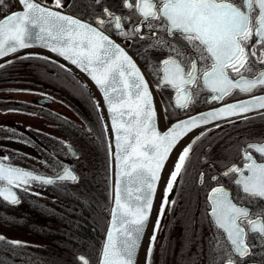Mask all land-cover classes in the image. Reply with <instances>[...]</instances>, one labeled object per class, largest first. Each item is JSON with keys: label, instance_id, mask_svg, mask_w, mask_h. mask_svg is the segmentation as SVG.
Segmentation results:
<instances>
[{"label": "snow or ice", "instance_id": "6c2138e0", "mask_svg": "<svg viewBox=\"0 0 264 264\" xmlns=\"http://www.w3.org/2000/svg\"><path fill=\"white\" fill-rule=\"evenodd\" d=\"M18 2L22 11L0 14V58L37 46L49 49L89 74L103 92L110 113L111 125H103L105 133L111 127L116 134L115 143L107 145L109 164L115 161L121 171L113 185L110 229L96 264H135L160 171L177 142L196 129L200 131L183 148L170 174L167 193H173L194 162L207 165L199 171L197 183L210 190L204 211L199 218L193 214L192 220L201 229L206 222L214 233L208 238L207 264H246L253 259L264 264V132L256 135L250 130L238 136L236 144L221 145L228 153L226 159L211 158L210 162L209 157L215 143L209 133L223 129L225 123L235 127L237 120H264V0H119L124 9L120 14L104 5V0H80L79 5L72 0H52V6L44 0ZM70 5L80 6L82 15L62 11ZM6 7L5 0H0V9ZM112 34L129 41L150 40L149 49L165 53L159 61L146 57L151 74L159 80L152 88L173 90L169 107L184 110L185 118L163 134L156 130L151 81L126 48L110 38ZM59 67L71 71L64 64ZM202 93H207L205 102L218 106L188 115ZM87 131L91 133L90 128ZM68 152L76 155L70 146ZM234 159L239 162L230 163ZM9 160L7 155L0 156V199L10 206L21 204L18 192L42 195L33 184L60 187L79 179L69 167L45 176ZM175 203L165 195L161 216L166 206ZM253 207L258 209L254 217ZM155 228L159 230V220ZM219 234L227 248L220 244ZM250 235L255 238L251 245ZM156 240L154 232L153 247ZM0 242L13 249L27 245L2 234ZM203 258L201 248L193 264ZM77 261L90 264L83 255Z\"/></svg>", "mask_w": 264, "mask_h": 264}, {"label": "flooded vegetation", "instance_id": "af4514ba", "mask_svg": "<svg viewBox=\"0 0 264 264\" xmlns=\"http://www.w3.org/2000/svg\"><path fill=\"white\" fill-rule=\"evenodd\" d=\"M44 2L52 5V0H44ZM5 3L7 7L0 9V14L13 6V0H5ZM79 3L80 0H72L73 5H79ZM104 5L112 8L117 14L124 11L119 6V0H104ZM63 10L76 15H82L80 6L70 5L63 8ZM129 26L131 27V25ZM144 31H147V29ZM111 36L127 47L134 55L148 74L153 85H159L157 77L151 74L152 69L149 63L146 62V57L150 61H159L164 57L165 53L149 49L148 44L151 42L150 40L133 38L129 41L115 34ZM26 55H30L33 58L23 59L22 57ZM44 57L49 59H44ZM9 60L12 62L9 63ZM4 61L6 64L0 67V114H12L14 117L0 118V156H3L1 154L8 153L9 157L13 156L9 160L13 165L45 174L54 175L55 172L61 171L65 166H69L74 170L71 160L67 157L63 159L64 161H61L60 168H56V166L53 168L52 166L55 163L54 157L60 151H65L69 156L75 157L77 152L70 145L69 138L82 136L85 125L90 124L96 136L95 145L101 149L104 159L103 165L107 168L109 181V157L102 118L94 99L79 77L72 70L69 73L61 69L59 65L62 63L59 60L37 51H23ZM155 89L167 121L185 115L184 110L169 107L170 102L174 99L173 90L168 87L163 89L157 87ZM23 91L33 94V96L25 98L14 95L15 93L21 94ZM86 95L89 96L87 97ZM206 96L207 93L201 94L199 102L191 112L217 104V102H205ZM166 109L167 111H165ZM248 115L252 116L254 114ZM97 122L100 123V126ZM250 130L254 131L256 135L264 132V120H261L259 117L248 123L237 120L235 127L225 123L223 129H216L212 133H209V136L215 141L209 153L210 162L211 158L226 159L228 153H225L221 145L227 148L230 144H236V138L247 135ZM100 132L104 135L106 157L102 153L104 142L102 143ZM194 136L181 148L163 184L146 241L144 264H193L195 254L201 248H203L204 258L198 260L196 264H207L209 255L208 238L213 236L214 233L206 222L202 229L199 223L192 224V220L194 219L193 214H195V218H199L204 211L203 205L207 192L210 190V188H205L197 183L199 171L206 168L207 165L194 162L193 167L189 169V174L185 175L183 180L175 186L173 193H167V183L171 172L175 170L178 157ZM203 143H208V141L204 140ZM69 146L75 151L76 155L68 152L67 147ZM236 155L238 156V153ZM27 159L38 165H47L52 170L47 173V171L41 170L40 167L28 164L26 162ZM238 162V159L230 161V163ZM216 167L218 170L220 169L219 164ZM223 182L225 184L228 183L227 179ZM47 187L50 186L41 188L37 184H33V188L36 191H43L44 193L49 191ZM18 195L21 198L27 194L18 192ZM165 195H168L170 200H175L176 203L166 206L164 208V215L161 216L162 201ZM261 208L264 209V204H261ZM251 211L254 217L258 209L253 207ZM158 220L160 228L156 230L155 225ZM154 232L157 240L153 247L151 237ZM200 233H202V236ZM219 235L220 244L224 248H227L228 245L223 239L222 234ZM254 239L251 235L248 237L250 245ZM215 245L216 241L213 240L212 246L215 247ZM150 247H153L151 257L148 256ZM88 253L76 252L74 259H69V261H73V264H78L77 255L80 254L87 257L90 260V264H94L91 255ZM52 261V258H38L33 264H50ZM246 264H261V260H248Z\"/></svg>", "mask_w": 264, "mask_h": 264}, {"label": "trees", "instance_id": "16d2710c", "mask_svg": "<svg viewBox=\"0 0 264 264\" xmlns=\"http://www.w3.org/2000/svg\"><path fill=\"white\" fill-rule=\"evenodd\" d=\"M0 64L6 63L4 61ZM97 123L100 126V123ZM100 134L102 143L104 142L102 153L106 157L104 135L101 132ZM77 182L66 183V187L56 186L53 188V193L58 196V201L61 202L60 204L57 203L58 201L54 203L55 207L58 205V210L46 202L42 204L36 200L21 197L22 205L28 206V211L14 216L16 217L14 223L19 224V227L51 238L54 243H61L56 244L55 248L63 250V252L58 253L56 259L50 264H73V261L71 262L69 259H74L76 252H90L88 254L91 255L92 262H94L98 250L106 219V212L102 210L101 204L106 207L108 197L105 196L100 203L101 201L97 199L94 190H80L79 192L78 189H73L72 185ZM68 184L69 189H67ZM4 205L6 208L15 206H10L7 203ZM25 248L26 246L13 249L0 242V261H5L6 264H33L31 262L32 254Z\"/></svg>", "mask_w": 264, "mask_h": 264}, {"label": "rangeland", "instance_id": "374dc122", "mask_svg": "<svg viewBox=\"0 0 264 264\" xmlns=\"http://www.w3.org/2000/svg\"><path fill=\"white\" fill-rule=\"evenodd\" d=\"M14 95L22 96L25 98H29L33 96V94H29L26 92H21V94L15 93ZM8 116L14 117L12 114H0V118H5ZM91 129L90 124L85 125L84 127V133L80 137L69 138V143L71 146H73L77 152V155L75 157L69 156L65 151L57 152L55 158V163L52 166L53 168L56 166V168H60L61 161H64V158H69L72 163V167L74 168L75 172L78 175V182L73 186V189L80 190H94V193H96L97 199L101 201L102 203L103 198L106 196L108 197V191H109V181H108V173L107 168L103 165L104 159L101 154L100 147H97L96 144V136L94 135V131L91 129V133H89L87 130ZM7 144V143H6ZM1 155H7L8 153H4ZM44 155V154H42ZM11 158L13 156H10ZM25 159V158H23ZM28 164H31L32 166L40 167L41 170L49 171L52 170L49 166L41 165V164H35L30 162L29 159L26 160ZM46 187V186H45ZM66 187V186H61ZM53 188H56L55 185L47 187L48 192L44 193L42 191V195L36 196L32 193H28L25 195L24 198L33 199L38 202H41L44 204L45 202L48 203V205L52 206L55 210H58V205L55 207L54 203H56L59 198L58 196L53 193ZM69 184L67 185V189H69ZM31 194V195H30ZM108 202V200H107ZM58 204L61 202L58 201ZM23 202H21L20 205H15L12 208H6L4 203L0 201V234L4 235L7 239L10 240H19L27 242L26 250L27 252L32 254L31 262L34 263V261H37L38 258H52L53 260L56 259V256L58 253L63 252V250H59L56 247V244H61L60 242L54 243L51 238H46L38 233H33L29 230H27L24 227H19V224L16 225L14 223V220L17 215H20V213H26L28 211V206L22 205ZM101 208L103 211L106 210L107 206L101 204ZM20 209V211H19ZM23 209V210H22ZM22 210V211H21ZM11 215H13V218H11ZM10 217V218H9ZM13 219V220H12ZM39 220V218H38ZM52 228V227H51ZM52 231V230H51ZM52 248V249H50ZM66 261V260H65Z\"/></svg>", "mask_w": 264, "mask_h": 264}, {"label": "water", "instance_id": "95a60500", "mask_svg": "<svg viewBox=\"0 0 264 264\" xmlns=\"http://www.w3.org/2000/svg\"><path fill=\"white\" fill-rule=\"evenodd\" d=\"M49 6H52V5H49ZM22 10H23V6L18 2V0H13V6L9 10H7L6 12L22 11ZM62 11L64 13H66V14L76 15V14H73V13L68 12L66 10H63V9H62ZM110 38L114 39L117 43H120L119 41H117L112 36ZM121 45L124 46L123 44H121ZM125 48H126V51L128 52V54L133 57L134 61L137 63V66L141 68V71L146 74L145 78L148 79L149 81H151V79L149 78L148 74L143 69V67L141 66L139 61L127 49V47H125ZM23 51H37V52H41V53L47 54V55L52 56L53 58L59 60L62 64L66 65L68 68H70L80 78V80H82V82L85 84V86L87 87V89L91 93L92 97L94 98V101H95L96 105L97 104L101 105V107L98 108V109H99V112H100V115H101V118H102L103 125L104 124L111 125V117H110V113L107 110V104H106V101L104 100V94L101 91V89L99 88V86L96 85L95 82L91 79V77L89 76V74L87 72H85L82 69L76 67L75 65H71L70 62L65 61L63 59V57L58 56L56 53H52L49 49H46V48H42V47L37 46V47L29 48V49H22L17 54H19L20 52H23ZM14 55H16V54H10L8 57L0 58V62L5 60V59H7V58H9V57L14 56ZM152 85H153V83L151 81L150 89H152V91H153L154 107L157 109V116H156V121H155L156 130L160 134H163L164 132L168 131L169 128L172 126V124L175 123L178 119H184L185 115L180 116L178 118H175L173 120L167 121L165 119V115H164V112H163V107H162V104L160 102V99H159V96L157 94V91H156L155 88H152ZM259 94L260 93H254L253 95H259ZM245 98H247V97L243 96V97H239L238 99H245ZM214 106H218V104L201 108L199 110H196L194 112L189 113L188 115H194V114H196L198 112L207 111V110H209L210 108H212ZM249 114H252V113H249ZM232 119H236V118L233 117ZM209 126H211V125H209ZM199 131H200V129H196L192 133H189L188 135L184 136L180 141L177 142V144L173 147L172 151L169 153L168 159L164 163V167L160 171V179L157 181L156 191H155V194L153 196L152 208H151L150 213H149V220H148V222H147V224L145 226V230H144L143 236L141 238L140 247L137 250L135 264H144V255H145V247H146L147 237H148V234H149V230L151 228V223H152V220H153V216H154V213H155V209H156V206H157V202H158V199H159L163 184H164L165 179H166V177H167V175H168V173H169V171L171 169V166H172L173 162L175 161V158L177 157V155L180 152L181 148L184 146V144L192 136H194ZM105 134H106V138H107V145L110 144V143L114 144L115 143V135H116L114 129H112L110 127V130L107 133H105ZM68 148L69 147H67V149ZM108 156H109V154H108ZM65 167H69V166H65ZM69 168L72 169L71 167H69ZM27 170L33 171L31 169H27ZM120 171H121V169L116 165L115 161L112 162V166L111 167H110V164H109V198H108V205H107V209H106L107 215H106L105 224H104V228H103V231H102V234H101V238H100V242H99V246H98V250H97V254H96V258H95L94 264H96V260H97V258L99 256L100 249H101L102 245L104 244V242L106 240V234H107V232L110 229V225H111V211H112V209L114 207L113 185L116 183ZM33 172L36 173V174H40V175L52 176L51 174H45V173H40V172H36V171H33ZM78 256H80V254H78L77 257Z\"/></svg>", "mask_w": 264, "mask_h": 264}]
</instances>
